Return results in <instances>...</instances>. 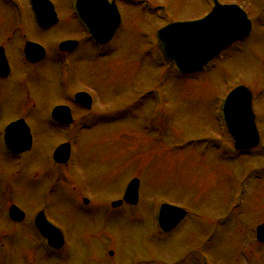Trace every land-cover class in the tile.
<instances>
[{
  "label": "rangeland",
  "instance_id": "1",
  "mask_svg": "<svg viewBox=\"0 0 264 264\" xmlns=\"http://www.w3.org/2000/svg\"><path fill=\"white\" fill-rule=\"evenodd\" d=\"M20 1L27 12L26 36L31 40L52 49L66 39L80 38L70 20L72 0H50L60 23L46 32L37 31L29 19L28 0ZM130 1L121 4L123 22L111 45L116 52L100 61L88 59L78 76L71 77L73 90L87 86L96 91L95 110L107 117L87 121L89 126L84 128L78 121L73 134L54 131L44 120L39 123L42 131L34 124L38 134L33 135L27 169L19 176L12 169L7 177L0 168V185L7 181L11 199L29 214L44 209L48 219L64 227L66 243L72 247L71 258L63 264L144 262L149 248L156 254L168 245L167 264H196L198 256L207 264H264V244L254 239L256 226L264 223V0H220L248 12L252 33L190 75L178 74L156 55V30L164 26L156 17L176 22L198 19L209 10L207 2L133 0L138 6L131 8ZM9 16L0 4V17ZM52 80L48 84L53 87ZM35 85L40 94L47 88L40 77ZM241 85L252 93L261 139V148L250 156L234 150L218 118L221 100ZM64 142L70 143V157L55 170L53 148ZM3 161L0 158L1 165ZM70 176L79 193L81 188L83 197L93 203L90 208L77 199L71 211L69 194L63 189ZM132 179L140 184L138 205L111 210L110 200L120 199ZM51 184L53 193L45 207L41 195ZM9 194L10 190H0V205ZM161 203L188 213L165 242L158 240L153 219ZM68 212L69 227L66 217L57 216ZM26 234L13 242L0 240L6 243L4 249L0 246V264L48 263L40 256L35 259L34 253H27L30 258L23 261L26 253L20 245L31 241ZM7 242L14 243L12 249ZM109 250L115 253L113 262L105 255ZM193 250L198 252L196 257Z\"/></svg>",
  "mask_w": 264,
  "mask_h": 264
},
{
  "label": "flooded vegetation",
  "instance_id": "2",
  "mask_svg": "<svg viewBox=\"0 0 264 264\" xmlns=\"http://www.w3.org/2000/svg\"><path fill=\"white\" fill-rule=\"evenodd\" d=\"M109 3L114 2L117 9L118 14L120 15V19L122 21L123 19V8H121V4L118 2V0H108ZM121 1V0H120ZM134 8V7H131ZM71 11V10H70ZM8 12V11H7ZM10 15V12H8ZM93 15L101 14L103 15V12L95 11L92 13ZM100 15V16H101ZM70 20L73 21V25L75 26V32L78 34V37L80 38H72V39H66L67 40H73L77 42L76 47L73 50L60 52L57 49H48L47 46H45L46 55L45 58L37 63V64H30L27 62L23 56V48L26 43L25 33H26V24L22 23L21 27L17 24L18 19L13 16H9L8 18L0 17V72L2 76H0V158H3L6 161H3L2 165L0 164V168L4 169L2 173L7 174V177L10 176V172L12 169H14L12 174L15 175H22V173L25 172L28 165H23V167L18 169L17 165V158H14L8 154V152L5 149L4 145V131L6 127L13 122L17 121H23L27 123L30 127L31 135H32V149L34 150V133L38 134L35 126L42 122L43 120L46 123V127L51 128L54 131H71V127L75 125V122H87L94 117L98 119V117L101 116H107L105 112L99 113L95 110V95L96 91L94 89H91L87 86L82 89H74V86L72 83L73 75L78 74V69L81 67L83 63H86L88 59L91 60H99L116 52V49L111 48V45L115 42V36L117 32H115L114 36L108 42L105 46H98L94 44L90 36L88 35L85 27L80 24L79 20L76 18L73 12L70 13ZM98 16V15H97ZM52 29V28H51ZM50 29V30H51ZM118 31V30H117ZM22 34V35H21ZM11 35V38H10ZM80 35V36H79ZM24 39V40H22ZM65 41V40H64ZM31 42L38 43L37 41L31 40ZM52 47V46H51ZM50 47V48H51ZM63 62H67L69 64V73L71 75V81L69 82V85L66 87H63V90L59 88V79H61L62 75V65ZM49 63V64H46ZM55 66V71L53 70ZM49 69L50 76L47 79L45 75V69ZM53 71H52V70ZM44 71V75L43 74ZM78 76V75H77ZM76 76V77H77ZM39 77L45 79V84L47 85L43 87L42 93L40 94V91H37L35 83L39 80ZM63 78V77H62ZM51 79L53 87L49 84H51ZM49 83V84H48ZM51 88V92L47 91L48 87ZM80 92H86L88 93L92 98V108L86 109L79 103H76L74 100V96L77 93ZM59 95V97H57ZM63 106L67 107L70 111L72 125H61L54 122L51 112L54 108ZM42 120V121H41ZM40 130L42 131V125L39 126ZM49 131V130H44ZM30 151V152H31ZM28 153H24L23 156L27 157ZM27 155V156H26ZM27 163V162H26ZM13 164V166H12ZM6 167L10 169H5ZM13 176V175H12ZM68 179V183L66 188H63L66 190V192L69 194V200H67V203L71 206V211H73L75 203L73 199V195L75 193V187H74V179L72 176ZM32 181L33 178L31 179ZM37 180V179H36ZM32 187V186H30ZM0 190L2 191H9L10 194L7 197V199L3 202V204L0 205V219L2 220L1 223H4L3 226L0 225V240L3 238H6L9 242L17 241L22 239L23 236H26L27 232L29 236L31 237L30 242L23 243L20 249L24 250L23 253H26L23 255V261L27 258H30L27 256L28 254L35 255V259H37L39 256L40 258L44 259L48 263L46 264H63V262L67 261L69 258H71V245L69 243H66V239L64 236L63 229L64 227L62 225H59L55 221H52L47 218V220L58 230L61 231L64 237V242L61 244V247L57 250L49 248L46 243H43L40 241V238L34 229V219L40 212L45 211L41 208L35 209L31 214H29L28 211L21 208L17 204L13 202L11 199V193L12 190L8 184L7 181H3L0 185ZM14 191V190H13ZM43 195H41V201L43 202ZM25 200V199H24ZM12 206H16L18 209H20L24 213V218L20 222H13L9 219L8 213ZM73 207V209H72ZM86 213L85 210H81ZM57 214L59 218L66 217V226L69 227V221L67 220V217L69 215V212L66 213L64 216V213ZM7 223V225H5ZM21 227H24L26 230L21 231ZM26 234V235H25ZM162 240H167L166 237H162ZM7 242L10 247L14 245V243ZM165 242V241H163ZM6 243H1L0 246L5 247ZM88 246V245H87ZM81 248V247H80ZM170 248L171 246H164L158 248L156 251V254L153 253L152 248H149V251L147 250V254L149 255V258L144 261L145 264H167L170 261ZM12 249V247H11ZM14 249V248H13ZM25 249L30 250L29 252L25 251ZM85 249H88L89 252L90 248L85 247ZM84 249V252H87ZM163 253V256H160V253ZM15 253V252H11ZM104 253V248L102 249V254ZM113 258V253L110 255ZM112 260H115L113 258ZM113 262V261H112ZM138 261L136 260V263L132 264H138ZM144 264L143 261H141ZM26 264H31L30 262H27Z\"/></svg>",
  "mask_w": 264,
  "mask_h": 264
},
{
  "label": "water",
  "instance_id": "3",
  "mask_svg": "<svg viewBox=\"0 0 264 264\" xmlns=\"http://www.w3.org/2000/svg\"><path fill=\"white\" fill-rule=\"evenodd\" d=\"M31 5L41 27L48 28L56 23L53 7L47 0H31ZM77 8L83 18L90 20L89 24L99 39L108 40L118 26L119 21L104 0H78ZM95 11L103 12V15L97 14L101 16L95 19V14L92 15ZM250 28V22L238 6H220L215 3L212 11L201 20L175 23L159 30L157 42L164 60L172 63L180 73L189 74L199 71L222 50L247 36ZM69 44L62 47L66 48ZM33 49L36 48L30 47V52ZM250 98L249 91L239 87L229 94L226 101L225 118L238 150L253 148L259 143ZM61 150H65V153L60 162H65L68 147H62ZM137 191L138 181L133 180L127 187L124 201L135 204ZM119 204L115 203L114 206ZM183 216L182 210L166 206L162 207L160 221L170 228ZM256 237L258 241L264 242V225L257 227Z\"/></svg>",
  "mask_w": 264,
  "mask_h": 264
},
{
  "label": "bare ground",
  "instance_id": "4",
  "mask_svg": "<svg viewBox=\"0 0 264 264\" xmlns=\"http://www.w3.org/2000/svg\"><path fill=\"white\" fill-rule=\"evenodd\" d=\"M45 76L47 77V79L49 78V76H50V71H49V69L47 68V69H45ZM47 91H49V92H51V87L49 86L48 87V90Z\"/></svg>",
  "mask_w": 264,
  "mask_h": 264
}]
</instances>
